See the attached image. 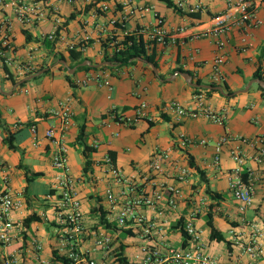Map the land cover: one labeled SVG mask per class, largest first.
<instances>
[{
	"label": "crops",
	"instance_id": "1",
	"mask_svg": "<svg viewBox=\"0 0 264 264\" xmlns=\"http://www.w3.org/2000/svg\"><path fill=\"white\" fill-rule=\"evenodd\" d=\"M45 1L58 8V15L63 20L55 50L67 53L69 44L77 46L86 43L88 45L83 52L93 64L102 62V42L105 38L114 34L123 37L124 31L117 27V23H121V17L126 14H129L126 26L129 31L155 25L157 18H161L168 32L177 39L175 43L159 44L157 71L141 61L134 65L117 64L112 69L100 71L78 70L77 67L71 72L69 61L68 66L64 64L67 71L58 65L62 61L52 63L56 51L47 49L43 43V38L55 26V16L28 25L12 17V39L17 60L28 59L32 53L34 64L37 67L47 64L45 69H51V73L45 71L16 89L0 74V158L3 160L0 185L8 186L15 196L24 201V207L14 213V218L23 223L22 230L12 245H0V264L14 248L21 250L22 264H38L33 252L34 240L43 244L42 258L56 259V254H62L58 249L54 213V201L58 195L56 169L52 164V147L45 136L51 124L55 125L57 134L63 135L68 146V159L72 174L78 180L88 229L83 248L91 257L108 264H134V256L143 245L163 246L167 243L175 247L183 246L186 237L179 223H185L193 209L201 203L195 224L202 232L206 250L218 255L221 264H234L237 257L240 264H249V258L240 254L233 240L250 238L253 223L264 229V158L261 161L254 158L259 145L253 147L234 141L222 147L218 164L215 163V154L217 143L224 135L250 139L264 137V96L260 87H254V84H260L253 82L247 91L244 90L256 79L257 70L260 67L264 70V24L249 29L246 42H242L243 32H232L226 45L227 59L221 67L224 74L221 86L228 95L219 90L211 95L203 94L206 105L226 111L227 121L219 124L205 117L180 116L169 105L175 101L186 107L198 106L195 87L177 74L181 71L178 68L188 70L195 81L201 79L205 84L214 81V39H195L192 36L212 27L216 15L230 9L231 12L236 11L230 8L227 0H173L176 4L181 1L185 4L181 8L183 13L169 7L165 0ZM103 3L109 5L108 10H100ZM191 5H198L199 8L191 11L188 8ZM197 12L201 14L200 18L190 16ZM6 13L11 15L12 12L7 10ZM259 14L264 17L263 7L259 8ZM182 27L186 29L184 32L179 31ZM28 35L30 41L27 40ZM67 72L74 74L76 86H71L66 79ZM98 75L108 80L110 85L101 84ZM143 101L147 102L145 114L137 117L136 110ZM62 103H67L72 111V122L64 131L60 118L52 114ZM113 109L124 120H114L111 116ZM32 125L38 129L35 138L31 133ZM4 127L14 135L15 149L5 141ZM81 132H84V141L88 146L98 143L89 157L84 153V143L78 141ZM181 135L206 138L208 142L183 147L180 144ZM234 145H241L246 150L248 157L244 168L251 171L256 182L254 205L244 213L239 211L230 187V178L237 166L230 155ZM165 150H170L171 158L164 173L156 178L180 187L182 196L178 198L176 207L163 199L153 207L139 208V213L157 227L152 236H145L142 225L136 221H130L125 227L132 233L124 235L116 220L119 201L113 206L107 198L112 177L104 163L105 156L113 152L122 172L135 176L149 190L145 177H154L149 170V162L156 152ZM191 158L194 165L190 162ZM88 159L91 167L85 172ZM176 166L188 167L190 174L187 180H177ZM200 170L204 172V177ZM30 171L38 175L33 176ZM208 186L219 196L208 193ZM111 187L115 193L120 190L119 186ZM209 210H213L214 223L225 240L210 238L205 220ZM32 215L37 219L27 226L25 219ZM103 218L112 227H107ZM104 233L112 240L108 250L95 243L97 236ZM122 244L125 245L123 252L120 250ZM120 252L122 257H126V262L118 258ZM260 264H264V259Z\"/></svg>",
	"mask_w": 264,
	"mask_h": 264
},
{
	"label": "built area",
	"instance_id": "2",
	"mask_svg": "<svg viewBox=\"0 0 264 264\" xmlns=\"http://www.w3.org/2000/svg\"><path fill=\"white\" fill-rule=\"evenodd\" d=\"M70 2L72 0H69ZM231 9L225 13L218 14L213 18L212 27L204 29L192 37L195 39L209 37L213 38L216 44V55L214 58L213 78L215 82H223L224 74L221 67L227 59L226 45L234 30H240L244 33L242 42L247 41L249 29L264 24V17L260 16L259 8H264V0H227ZM180 8L185 7L181 1L177 4ZM189 10L194 11L199 8L188 6ZM109 5L101 4L100 10H108ZM148 11V8H144ZM12 13L8 15L6 12ZM5 12V14H4ZM0 74L9 80V73L5 71L7 66L11 73L18 77H25L28 73H33L37 66L33 62V54L28 59L17 60L15 57L16 49L13 44L12 32L14 29V17L24 25L35 24L45 21L55 16V26L53 30L46 35L51 40H60V32L63 27V20L58 15V8L49 4L45 0H0ZM129 14L121 17V23L124 25V35L136 33L143 34L148 40H154L158 44L175 43L176 36L168 32L161 18H157V23L152 26H140L134 31L127 29ZM115 23L116 20H113ZM185 28H180L184 32ZM111 35L110 37H112ZM44 37V38H45ZM43 38V39H44ZM56 47V45H55ZM54 47V51L55 50ZM74 44H69L67 49H72ZM58 52V51H56ZM264 71V70H263ZM101 84L110 85V82L103 76ZM204 93L196 94L198 102L197 108L186 107L179 102H171L169 107L178 115L198 118L205 117L213 122L224 124L227 121V114L224 110H216L204 103ZM147 102L143 101L138 106L137 117L145 114ZM54 117L60 118L61 129L64 131L72 122V111L67 103H62L59 109L53 110ZM114 120H124V118L111 111ZM31 133L35 137L38 135L36 125L31 126ZM1 135V132H0ZM46 138L50 141L52 147V164L56 169L55 187L58 190L57 199L54 201V213L56 223V233L59 241V255L66 260L44 259L41 257L43 244L39 240L33 241V252L38 264H108L106 261L97 260L91 257L83 248L84 240L87 236V226L83 210L82 198L78 190V180L72 174L69 159L68 146L65 143L62 134H57L55 125H50L45 132ZM239 142L240 144H249L253 147L259 145L254 158L261 161L264 158V137L263 138H244L222 136L216 147L215 163L218 164L221 159L222 147L230 142ZM206 138H189L185 135L180 136V144L183 147H190L196 144H206ZM94 148L98 143L93 144ZM231 158L237 163L230 178V187L235 200L238 203V209L241 213L246 212L254 205L256 182L251 171L244 168L247 159L246 150L241 145H234L230 149ZM171 158L170 150L156 152L149 162V170L154 173V177H145L148 181L149 190H146L136 179L135 176H128L117 166L115 160L106 154L104 163L112 177V183L107 190V198L115 206L119 201V209L116 217L117 223L121 227H127L130 221H136L142 225L144 235L152 236L156 225L148 221L144 215L139 213L142 206L153 207L156 203L166 199L172 207L177 206V200L182 196V190L175 184L166 183L156 176L162 175L166 170L167 162ZM3 167V160L0 158V169ZM175 176L179 181L187 180L190 170L188 167L176 166ZM247 174V178L244 175ZM152 176V175H151ZM119 186L120 190L115 193L111 186ZM207 200V197H205ZM24 207V201L15 196L12 190L6 185H0V245L7 247L12 245L18 239L22 230L23 223L14 218V213ZM201 203L197 204L192 213L184 223L186 231V244L175 247L164 243L163 246L146 244L141 246L140 250L134 256V264H221L218 255L206 250L202 232L195 224V218L200 212ZM253 233L247 240L235 238L234 246L240 249L241 255L249 258V264H260L264 259V229L258 224H251ZM112 240L107 234L97 236L95 243L103 249L108 250ZM237 259V260H236ZM234 264H240L238 257ZM22 253L19 248L12 249L1 261V264H22Z\"/></svg>",
	"mask_w": 264,
	"mask_h": 264
},
{
	"label": "trees",
	"instance_id": "3",
	"mask_svg": "<svg viewBox=\"0 0 264 264\" xmlns=\"http://www.w3.org/2000/svg\"><path fill=\"white\" fill-rule=\"evenodd\" d=\"M101 1H105V0H96V2H101ZM168 4L169 7L173 8L176 12L179 13H183L182 9L173 1V0H165ZM191 17L193 18H200L201 14L199 12L194 13V14H190ZM217 16V15H216ZM117 27L121 28L123 31L125 30V27L122 23H117ZM27 40L30 41L31 38L28 35ZM43 43L45 44L47 49H51V51H54V47L56 45V40H51L48 37H45L43 39ZM88 45L86 43H80L79 45L73 47L72 49H69L67 53H62V52H55L54 53V58L52 63H56L58 60L62 61V60H66L70 62V68H73L77 65H80L83 61L87 60L88 57L84 55L83 49L84 47ZM102 49H103V57H102V61H112V62H116V63H120L121 66L123 65H134V64H138L139 62H141L142 60H140L139 58H143L145 59L147 62L149 63H154L157 67H158V52H159V44L154 41V40H148L143 34H136V33H131V34H127V35H123V37H119L118 35H113L112 37H107L103 40L102 42ZM60 66L61 69L67 71V68L64 66L63 63H59L58 64ZM46 66H48L47 64H44L42 66L37 67L34 72H38L40 70H43L46 68ZM114 67L109 66V65H104L102 67H93L91 65H80L78 67V70H85V71H89V70H95V71H100V70H104V69H112ZM5 71L9 73V81L11 82L12 85H15L18 81L19 78H17L16 76H14L10 69L5 66ZM181 71L184 72H188V70L180 67L178 68ZM46 73H51V69H48L46 71ZM31 73L26 74L25 76L29 75ZM66 79L70 82L71 86H76L75 81H73V77L74 74H69L68 72L65 75ZM255 78H261L264 79V71L262 70V67H260L257 72L254 75ZM199 83H203V81L201 79H197L196 80ZM29 81L24 82L23 84L20 85V87L25 86ZM212 85L217 86V85H222V83L220 82H215L212 81L211 82ZM227 88V85H224ZM260 89L263 92V96H264V88L262 86H260ZM196 93H205L207 95H211L215 92H218V90L215 89H204V88H194ZM229 93H232V91H230L228 89ZM4 132H5V141L8 143L9 147L12 149H15L16 146L14 145V135L11 133L10 129H8L7 127H4ZM84 132H81L79 135V142L80 143H84V153L86 154L87 157H89L90 152L92 151L93 147L88 146L84 139L85 136L83 135ZM110 156L115 160V155L113 152L109 153ZM191 164L194 165L193 160L191 158L190 160ZM91 167V161L88 159V161L86 162V166H85V172H88L90 170ZM203 177H204V172L202 170H200ZM31 172V171H30ZM33 176L38 175V173L36 172H31ZM244 178H247V174L244 175ZM29 180H31V178H29ZM206 180V179H205ZM207 191L208 193H212L213 196L218 197L219 194H215L212 192L211 188L208 186L207 187ZM206 226L209 229L210 232V238L213 240H217V241H222L225 240V236L224 234L216 227L215 223H214V217H213V210H209L208 213L206 214ZM37 219L36 216H29L28 218L25 219V224L27 226H29V224L33 221ZM103 223L107 226V227H112V225L110 223L105 222V218H103ZM182 234L187 237L186 231L184 229V223L180 222L179 223ZM122 234L124 235H128L131 234V230L129 228H125L122 227L121 229ZM186 244V241H185ZM125 245L122 244L120 247L121 252L124 251ZM118 254V258L120 259V261L122 262H126V257H122V253ZM57 260H66L65 258L59 256L58 254L55 255Z\"/></svg>",
	"mask_w": 264,
	"mask_h": 264
},
{
	"label": "water",
	"instance_id": "4",
	"mask_svg": "<svg viewBox=\"0 0 264 264\" xmlns=\"http://www.w3.org/2000/svg\"><path fill=\"white\" fill-rule=\"evenodd\" d=\"M139 59L142 60V61H144V62H146L147 64H149L155 71H157V66L154 63H149V62H147L143 58H139ZM62 63L65 64L66 66H68L66 60H62ZM117 64H120V63H116V62H112V61H102L100 63L93 64L89 59H87V60L83 61L80 65H91L93 67H102L104 65L115 66ZM80 65L75 66L73 68H70L72 70L71 72H74L77 69V67H79ZM45 71H46V69H43V70H40L38 72H34L32 74H29V75L23 77L22 79H20L14 85V89L18 88L21 84H23L26 81H30V80H32V79H34L36 77H39ZM177 74L182 75L185 78V80L191 86H193L195 88L215 89V90H219L222 94L228 95V93H226V91L224 90L223 86H221V85L214 86L212 84L199 83V82H197V81L194 80V77H193V75L190 72L178 71ZM253 82L259 83L264 88V79L256 78L252 82H250L244 90L247 91L250 88V86H251V84Z\"/></svg>",
	"mask_w": 264,
	"mask_h": 264
},
{
	"label": "rangeland",
	"instance_id": "5",
	"mask_svg": "<svg viewBox=\"0 0 264 264\" xmlns=\"http://www.w3.org/2000/svg\"><path fill=\"white\" fill-rule=\"evenodd\" d=\"M254 87H255V88H259V86H258L257 84H254ZM225 234H226V233H225ZM226 235H227V234H226Z\"/></svg>",
	"mask_w": 264,
	"mask_h": 264
}]
</instances>
